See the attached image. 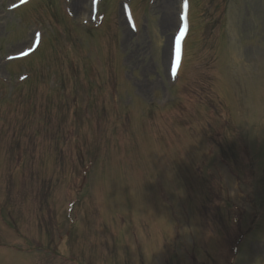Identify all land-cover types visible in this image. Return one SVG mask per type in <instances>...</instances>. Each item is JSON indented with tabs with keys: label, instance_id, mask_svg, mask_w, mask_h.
<instances>
[{
	"label": "rangeland",
	"instance_id": "1",
	"mask_svg": "<svg viewBox=\"0 0 264 264\" xmlns=\"http://www.w3.org/2000/svg\"><path fill=\"white\" fill-rule=\"evenodd\" d=\"M15 1L0 0V264H76L49 254L70 255L66 233L101 264L186 245L160 264H264V0H189L179 76L177 0L169 25L166 0ZM2 178L23 194L6 197ZM68 197L81 198L72 222Z\"/></svg>",
	"mask_w": 264,
	"mask_h": 264
},
{
	"label": "snow or ice",
	"instance_id": "2",
	"mask_svg": "<svg viewBox=\"0 0 264 264\" xmlns=\"http://www.w3.org/2000/svg\"><path fill=\"white\" fill-rule=\"evenodd\" d=\"M177 18H176V28L178 31L175 33V41L177 48V55L179 54L180 44L183 40L185 34L189 27V0H177ZM131 19V17H129ZM173 75H175V69H173Z\"/></svg>",
	"mask_w": 264,
	"mask_h": 264
},
{
	"label": "bare ground",
	"instance_id": "3",
	"mask_svg": "<svg viewBox=\"0 0 264 264\" xmlns=\"http://www.w3.org/2000/svg\"><path fill=\"white\" fill-rule=\"evenodd\" d=\"M31 1V0H30ZM78 1V0H77ZM75 1V2H77ZM80 3V4H79ZM79 3H75V9L77 10L78 13H83L84 12V9L86 8V5L83 3V2H79ZM171 0H166V3H165V9H166V12H167V19H166V24L169 25L171 23ZM189 19H190V13H189ZM191 30V29H189ZM190 37V31H188L186 37H185V42L188 40V38ZM38 49V48H37ZM39 50H40V47H39Z\"/></svg>",
	"mask_w": 264,
	"mask_h": 264
}]
</instances>
